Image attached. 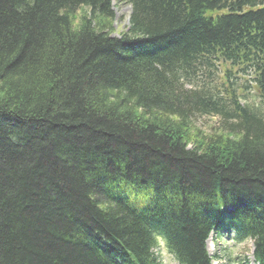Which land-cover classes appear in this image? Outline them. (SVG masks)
<instances>
[{
  "label": "trees",
  "instance_id": "obj_1",
  "mask_svg": "<svg viewBox=\"0 0 264 264\" xmlns=\"http://www.w3.org/2000/svg\"><path fill=\"white\" fill-rule=\"evenodd\" d=\"M121 1L0 0V264H264V0Z\"/></svg>",
  "mask_w": 264,
  "mask_h": 264
},
{
  "label": "rangeland",
  "instance_id": "obj_2",
  "mask_svg": "<svg viewBox=\"0 0 264 264\" xmlns=\"http://www.w3.org/2000/svg\"><path fill=\"white\" fill-rule=\"evenodd\" d=\"M111 1H112L111 11L112 13H114V22H113L114 34L113 36L115 37L121 34L122 32H125L126 29L128 28L129 26L128 21L131 15V12H130L131 9H130V5H128L126 2L124 3L120 0H111ZM218 122L219 120L217 118L208 119V118L202 117L200 118V122L198 123V125H199V128L201 127L203 131L206 134H208L209 131H212L213 129L218 128V125H220L218 124ZM232 246L233 245L230 244L228 247L232 249ZM251 250H252V243L251 244L246 243V244L240 245L237 249H234V252L236 253V255H240L241 253L246 255L247 253L251 254ZM208 251L211 255L214 256L215 253L220 250H216L214 248L213 241H210L208 243ZM161 256H162V260H166L168 264H175L172 258L165 252H162Z\"/></svg>",
  "mask_w": 264,
  "mask_h": 264
},
{
  "label": "clouds",
  "instance_id": "obj_3",
  "mask_svg": "<svg viewBox=\"0 0 264 264\" xmlns=\"http://www.w3.org/2000/svg\"><path fill=\"white\" fill-rule=\"evenodd\" d=\"M161 239H163V238H161ZM156 244H157L158 246H160L161 248H164V247L166 246L165 244H161L160 241H156ZM161 264H168V262H167L166 260H162V261H161Z\"/></svg>",
  "mask_w": 264,
  "mask_h": 264
}]
</instances>
